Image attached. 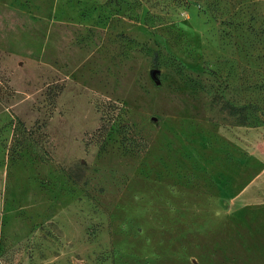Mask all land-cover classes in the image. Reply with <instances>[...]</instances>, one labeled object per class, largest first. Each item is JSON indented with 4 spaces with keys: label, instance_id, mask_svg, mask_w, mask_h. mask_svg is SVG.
Instances as JSON below:
<instances>
[{
    "label": "rangeland",
    "instance_id": "obj_1",
    "mask_svg": "<svg viewBox=\"0 0 264 264\" xmlns=\"http://www.w3.org/2000/svg\"><path fill=\"white\" fill-rule=\"evenodd\" d=\"M262 117L264 0H0V264H264Z\"/></svg>",
    "mask_w": 264,
    "mask_h": 264
},
{
    "label": "water",
    "instance_id": "obj_2",
    "mask_svg": "<svg viewBox=\"0 0 264 264\" xmlns=\"http://www.w3.org/2000/svg\"><path fill=\"white\" fill-rule=\"evenodd\" d=\"M158 74H159V70H157V69H154V70L151 71V77H152L153 81L156 84H159L160 83V80L158 78Z\"/></svg>",
    "mask_w": 264,
    "mask_h": 264
},
{
    "label": "trees",
    "instance_id": "obj_3",
    "mask_svg": "<svg viewBox=\"0 0 264 264\" xmlns=\"http://www.w3.org/2000/svg\"><path fill=\"white\" fill-rule=\"evenodd\" d=\"M248 108H250V106L237 107V113L242 112ZM241 116L242 118H244V115H241ZM259 122H264V117H262V119H259Z\"/></svg>",
    "mask_w": 264,
    "mask_h": 264
}]
</instances>
